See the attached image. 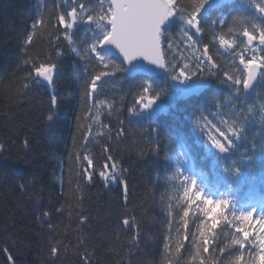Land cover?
I'll use <instances>...</instances> for the list:
<instances>
[{
    "label": "trees",
    "instance_id": "trees-1",
    "mask_svg": "<svg viewBox=\"0 0 264 264\" xmlns=\"http://www.w3.org/2000/svg\"><path fill=\"white\" fill-rule=\"evenodd\" d=\"M76 3H83L94 16L108 5L107 0ZM182 3L191 10V0ZM256 3L264 0L204 7L200 20L206 35L190 33L199 40L195 49L188 47L185 24L178 15L162 31L165 62L176 65L177 72L185 63L194 65L203 45H209L217 75L191 78L208 82L201 93L182 97L167 67L155 77L125 70L104 78L103 92L89 101L113 105L111 111L101 107L99 122L93 123L81 108L84 62L71 53L65 30L56 25L59 14L68 19L73 0H0V264H234L240 255L245 264H252L259 253L255 240L244 249L232 241L241 235L235 231V218L247 212L240 206L264 198V72L249 96L220 76L222 71L236 72L234 64L242 69L241 55L252 56L245 50L242 32L264 28ZM91 28L95 25L78 22L70 31L78 47L90 43ZM29 35L33 40L26 44ZM221 36L234 41V47L221 45ZM57 44L65 55L55 59L54 86L26 79L29 73L35 75L33 63L54 56ZM146 83L160 93L154 103L165 104V112L153 114L140 105L131 112ZM50 111L54 115L49 121ZM78 115H84L80 131ZM204 117L221 129L226 127L223 120L240 126L227 151L220 152L208 140L201 129ZM77 152L93 161L91 167L82 162L93 174L91 183L80 175ZM109 155L114 159L108 160ZM182 155L184 167L179 164ZM106 163L108 171L113 163L122 170L123 181L105 183L99 172L105 171ZM191 169L200 174L218 204L197 194L193 199L199 203L187 216L184 189L189 182L184 177L192 178ZM221 200H228L229 207ZM225 210L227 220L221 223ZM213 229L209 250L203 252L200 237L207 245ZM53 247L58 249L55 254Z\"/></svg>",
    "mask_w": 264,
    "mask_h": 264
},
{
    "label": "snow or ice",
    "instance_id": "snow-or-ice-1",
    "mask_svg": "<svg viewBox=\"0 0 264 264\" xmlns=\"http://www.w3.org/2000/svg\"><path fill=\"white\" fill-rule=\"evenodd\" d=\"M208 2L209 0H191V10L189 11L188 7L182 3V0H109L107 8L103 13L99 16H94L92 11L86 9L83 3L77 4L76 0H73V6H71L66 14L68 19H66L65 14H59L56 17V25L58 29L63 28L65 30L64 38L68 42V49L71 53L84 62L87 74L81 85V108L85 110L84 114L93 123H98L100 108L107 107L110 111L113 108L111 103L104 100H98L92 104L89 103L90 100H93L103 92V86L106 82L104 78L126 70L121 63L110 58L113 55H122L125 64L137 57H143L155 65L167 67L173 73V79L181 82L190 80L195 76L207 77L217 75L215 69L218 65L213 62V57L209 55L210 49L208 44L203 45L201 56L195 58L194 65L190 66L185 63L179 72L176 71V65L170 61L166 64V49L162 47L164 44V40H162V25L173 15H178L185 24L183 31L189 41L188 47L195 49L199 40H194L190 33L191 30H194L201 37L206 35L205 30L201 26L200 13ZM255 9L258 13L264 15V3H256ZM78 22L95 25V28L89 29L92 33L90 43H87L82 48L77 46L70 35V31ZM40 23H44V21H40ZM223 24L221 23V26ZM209 31H213V29H209ZM163 34L167 35L168 33ZM242 35L247 41L245 50H251L252 56L245 59L241 55L239 57V65H242L243 68L240 69L234 64L236 72L229 74V72L222 71L220 77L223 81H228L243 89H248L256 77L261 72H264V28L259 29L258 33L245 28ZM32 40L33 35H29L25 43L31 44ZM219 42L221 45L228 47H234L235 43L223 36L219 38ZM106 45H113L114 50L106 48ZM167 48H171V44H168ZM257 52L260 55H257ZM63 55H65L64 49L57 44L54 49V56L50 55L46 62L39 65L33 63L35 75L33 76L29 73L26 79L34 83L43 80L50 86H54V73L58 68L55 59ZM24 62L27 64L30 61L26 59ZM89 69H91V72H89ZM25 87H28V85L26 84ZM159 96L160 93L154 92L151 84L146 83L137 93V98L134 101L131 112H137V105H140L144 109L150 108ZM51 103H56L55 95H52ZM262 109H264V106H262ZM116 111H119V109H116ZM50 113L47 116V120L49 121L53 119L54 111H50ZM83 118L84 115L77 116V131L81 129L79 121ZM200 120L198 118V124H200ZM202 120L204 121V126L201 129L205 132L212 145L220 152L228 150L232 142L230 137L239 136L240 126L235 125L234 122L223 120L222 123L226 127L225 129H221L211 120H208L207 117H204ZM261 120H264V115L261 116ZM81 137L85 141L87 140V136L83 133H81ZM27 143L25 141V144ZM73 143L74 145L76 143L75 137ZM81 147L83 148V145ZM0 148H3V145H0ZM84 150L86 151V148ZM75 158L82 165L81 177H86L87 181L91 183L93 181V174L88 171V167L92 166V159L81 152H77ZM107 159L111 161L114 158L109 155ZM83 161H87L88 167H83ZM104 169L105 171L99 172V176L106 184L114 183L117 179L123 181V172L118 169L115 163L111 165L110 171H108L109 165L107 163L104 165ZM184 180L189 182L184 189V198L188 203V209L185 211L187 212V216H189V210L194 203H199L194 202L193 198L195 195L199 194L201 200H207L209 197L205 196L203 191L197 188L195 179L185 176ZM124 189L127 191L126 183L124 184ZM213 203H216V201H213ZM219 203L228 207L230 205L228 200H221ZM226 211L221 223L227 220ZM44 215L47 216L48 213H44ZM235 220V231L241 235L238 239H234L232 243L244 249L247 243L254 239L259 248V253L252 264H264V213H261L260 218L256 219L255 209H253L248 212H241ZM123 223L128 224L129 221L125 219ZM203 223L206 226L208 221L205 220ZM214 231L215 229L208 233L207 245L204 244L205 237H200L199 249L203 252L205 248L209 250L210 238ZM51 251L55 254L58 249L53 247ZM220 251L223 252L224 249H220ZM234 264H245L243 255L237 257Z\"/></svg>",
    "mask_w": 264,
    "mask_h": 264
},
{
    "label": "water",
    "instance_id": "water-1",
    "mask_svg": "<svg viewBox=\"0 0 264 264\" xmlns=\"http://www.w3.org/2000/svg\"><path fill=\"white\" fill-rule=\"evenodd\" d=\"M169 19L167 21H165V23L162 25V29L166 27ZM105 47L108 49L114 50L113 45H106ZM116 51L118 52V50H116ZM113 56L118 58L119 60H121L124 63L122 55L117 54V55H113ZM125 65L127 67L129 74L141 73V74H145V75L150 76V75L162 73L164 71V67H160L158 65H155V64L151 63L150 61L145 60L143 57H137L133 61L127 62ZM258 76L256 77V79L253 82V84L251 85V87L246 89V91L248 93L256 88ZM175 86L180 88L185 95H190L193 93H198L203 87L206 86V84L202 83L201 81H195V82H190V83H186V84L177 82V83H175Z\"/></svg>",
    "mask_w": 264,
    "mask_h": 264
},
{
    "label": "rangeland",
    "instance_id": "rangeland-1",
    "mask_svg": "<svg viewBox=\"0 0 264 264\" xmlns=\"http://www.w3.org/2000/svg\"><path fill=\"white\" fill-rule=\"evenodd\" d=\"M46 82V81H45Z\"/></svg>",
    "mask_w": 264,
    "mask_h": 264
}]
</instances>
